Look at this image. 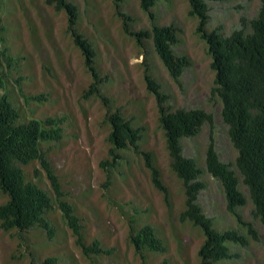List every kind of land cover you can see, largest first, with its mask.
<instances>
[{"label": "rangeland", "instance_id": "1", "mask_svg": "<svg viewBox=\"0 0 264 264\" xmlns=\"http://www.w3.org/2000/svg\"><path fill=\"white\" fill-rule=\"evenodd\" d=\"M77 7L76 29L95 49L94 65L101 80L99 95L86 93L92 78L80 50L67 31V15L45 0H1L0 21L5 26V45L15 63L5 75L1 92L19 111L20 119L47 116L62 118V136L41 144L55 171L63 198L73 206L86 245L98 240L101 253L85 254L57 205L45 213L52 233L39 226L24 232L0 229V264H30L56 256L61 264H200L197 255L204 239L202 230L181 221L185 196L181 181L171 170L164 134L158 123L155 96L147 88L144 73L159 83L169 109L200 107L212 114L196 136L183 138V155L193 157L202 169L205 186L197 202L212 218L217 230L237 229L244 244L228 243L233 255L217 264H264V226L254 215L247 188L236 168L237 151L221 117V101L212 93L214 71L206 43L197 35V18L188 14L187 0H156L152 11L158 24L173 23L178 29L177 54H185L190 65L177 84L159 59L151 38L135 36L124 29L115 0H71ZM207 30L221 26L248 30V20L258 13L260 0L207 1ZM119 9L128 14L125 27L150 29L151 20L138 0H122ZM42 95L41 100H25ZM119 108L133 126L142 128L139 147L149 151L168 190V201L156 189L144 156L131 149L120 150L111 161L106 115ZM212 144L221 161L238 177V188L246 202L237 208L254 233L238 224L228 212L220 182L206 169L205 153ZM27 179L53 196L38 161L21 165ZM0 192V203L6 200ZM149 223L165 245L164 252L144 251L140 256L129 241L131 226Z\"/></svg>", "mask_w": 264, "mask_h": 264}, {"label": "trees", "instance_id": "2", "mask_svg": "<svg viewBox=\"0 0 264 264\" xmlns=\"http://www.w3.org/2000/svg\"><path fill=\"white\" fill-rule=\"evenodd\" d=\"M120 1L115 0L118 15L123 27L135 36L141 45V38H151L153 47L174 82L181 83V75L190 65L185 54H177L173 45L178 42V29L173 24H158L152 11L156 0H138L141 9L151 20L150 29L133 31L125 24L131 17L121 11ZM207 1L225 0H187L188 14L197 18L196 33L206 43L210 55V66L214 71L212 93L221 101V117L227 125V133L237 151L235 165L242 182L247 188L254 207V215L264 226V0H260L258 13L248 20V30L235 28L224 34L221 26L207 30L209 19ZM55 10H63L67 15V31L74 45L80 50L84 64L90 73L92 82L86 93L99 95L98 82L101 80L94 65L95 49L88 38L76 29L77 7L71 0H45ZM1 6V0H0ZM6 28L0 21V192L7 198L0 203V229L24 232L39 226L52 233V226L45 213L57 205L62 216L71 228L77 245L85 254L101 253L103 248L98 240L86 245L81 232V225L74 213L73 206L64 198L55 171L50 165L41 144L58 140L62 136V118L47 116L44 119L31 117L20 119L16 106L6 93L1 92L5 75L13 67L15 59L5 45ZM147 88L155 96L158 110V123L161 127L166 149L170 157L169 165L181 181L185 196L181 221H189L202 230L204 239L197 255L200 264H217L230 259L228 243L244 244L243 236L237 229L217 230L212 226V218L207 216L197 202V197L204 182L199 178L202 169L193 157L183 155L182 139L196 136L205 123L212 122V114L203 108L169 109L165 105L166 96L160 91L159 83L145 72ZM25 100H41L42 95H26L18 86ZM110 131L109 154L111 161H103L111 166L120 157L118 152L131 149L144 156L151 180L156 189L162 192L168 201V190L160 179L159 171L153 163L149 151L141 150L139 141L142 128L133 126L119 108L106 115ZM38 161L48 178L53 196L37 183L27 179L21 165ZM207 171L221 184L226 200V208L238 224L246 226L254 233L250 223L244 222L237 211L246 202L244 193L238 188V177L228 163L220 160L212 144L205 153ZM129 241L135 251L144 257V251L164 252L165 245L154 227L143 224L139 228L131 226ZM30 264H61L56 256H46Z\"/></svg>", "mask_w": 264, "mask_h": 264}]
</instances>
